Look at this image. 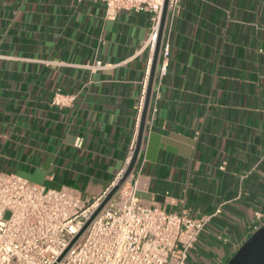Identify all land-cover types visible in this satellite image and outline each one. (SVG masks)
Instances as JSON below:
<instances>
[{
  "label": "crops",
  "instance_id": "obj_1",
  "mask_svg": "<svg viewBox=\"0 0 264 264\" xmlns=\"http://www.w3.org/2000/svg\"><path fill=\"white\" fill-rule=\"evenodd\" d=\"M151 28L98 0H0V175L102 195L138 138ZM164 36L125 185L145 207L211 216L187 264H225L264 209V0H181Z\"/></svg>",
  "mask_w": 264,
  "mask_h": 264
},
{
  "label": "built area",
  "instance_id": "obj_2",
  "mask_svg": "<svg viewBox=\"0 0 264 264\" xmlns=\"http://www.w3.org/2000/svg\"><path fill=\"white\" fill-rule=\"evenodd\" d=\"M98 1L105 4L109 17L121 9L151 14L152 28L146 43L151 65L164 0ZM180 1H167L163 32L169 28ZM168 58L169 41L162 33L158 80L166 74ZM103 67L99 61L93 66ZM148 79L147 72L136 111V128ZM72 99L56 92L52 103L64 106ZM81 143L77 138L74 145L80 147ZM135 145L133 140L130 153ZM119 178L102 195L84 203L63 188H45L20 176L0 175V264H187L211 216L190 217L145 207L139 203L134 186L125 182L93 215ZM263 223L264 209L255 213L252 232Z\"/></svg>",
  "mask_w": 264,
  "mask_h": 264
},
{
  "label": "water",
  "instance_id": "obj_3",
  "mask_svg": "<svg viewBox=\"0 0 264 264\" xmlns=\"http://www.w3.org/2000/svg\"><path fill=\"white\" fill-rule=\"evenodd\" d=\"M167 1L168 0H164V6H163L160 24H159L158 38H157V42L154 48L153 59H152L151 67H150V74H149V80H148V85H147V90H146L145 103H144V107H143L142 114H141V120H140V124L138 128V138L136 141L135 149L133 151L131 160L126 170L123 172V174L121 175L119 180L116 182V184L107 193V195L102 200V202L99 204V206L97 207L93 215H95L105 205V203L116 192V190L126 181L129 173L131 172L133 168L136 157L138 155L140 144H141L142 133L144 129L148 100H149L150 93H151L156 60H157L158 53H159L161 37H162L165 18H166ZM225 264H264V223L257 230H255L239 246V248L226 261Z\"/></svg>",
  "mask_w": 264,
  "mask_h": 264
}]
</instances>
